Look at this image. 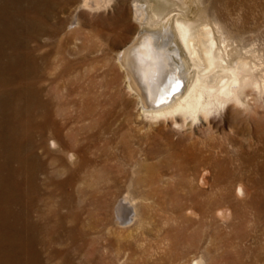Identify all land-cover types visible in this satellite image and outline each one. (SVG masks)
<instances>
[{
    "label": "bare ground",
    "instance_id": "bare-ground-1",
    "mask_svg": "<svg viewBox=\"0 0 264 264\" xmlns=\"http://www.w3.org/2000/svg\"><path fill=\"white\" fill-rule=\"evenodd\" d=\"M74 1L0 0V264H96V262L97 264H130L131 261L135 264H182L179 260H185L190 250L197 249L200 245L199 240L197 241L195 237V240L189 241L187 244L184 243L186 251L176 252L175 245L179 243L178 240H174L175 237L172 236L174 237L172 238L166 232L162 233L163 230L162 232L157 231L153 224V226L144 224L147 220L142 219L138 211V206L141 204L139 203L137 206V202L131 199L129 192L120 198L117 201L118 203L116 202L117 205L116 203L114 205L115 223L118 226H128L129 235L116 239L105 232L106 227L113 222L109 218L110 216L101 217L99 220L96 219V221H87L84 217L88 207L82 206L80 202L84 189L82 190V187L77 186V184L86 176L85 174L83 178V169L87 171L91 167L93 168L94 165H98L95 160L96 157L94 159L92 156V146L95 143L94 139H96L91 132L92 123H81L82 120L85 121L86 116L84 114L86 113L83 115L81 113L74 117L75 122L73 121V124H70L69 119L66 117H64L63 121L55 117V107L57 104H61L62 98L60 101L57 100L54 93L56 91L64 92V88L74 85L76 81V84L81 82L76 76H72V73L79 68V48H73L70 45L71 38L63 36L67 13L74 5ZM113 1L80 0L71 24L75 22L79 24V11L81 8L90 10L107 9L112 5ZM133 1L135 17L140 26L137 27L139 29L135 37L132 40L130 39L131 41L123 47L120 54L118 53V58L122 69H124L123 72L126 74L128 87L140 96V114L150 122V125L155 130L160 131V134L161 132L165 133L168 142L177 145L181 140L173 136L174 130L189 134L194 132L195 129L201 131L206 128L211 130L220 126L225 128L227 123L230 124L232 129L236 130L240 126L244 128H251V126L261 128L264 120V48L256 41L255 31L261 28L262 25L251 26L245 20V22L235 23L234 26L230 27L226 22L222 23L218 19V21L212 19L211 14H208L207 8L202 7L200 0ZM83 46L84 44L81 43L80 48ZM171 60L178 66V71ZM179 78H181L182 82L179 81ZM181 83L182 88L179 89ZM63 100L65 99L63 98ZM69 101L67 102L69 103ZM79 101L76 99L73 105H77ZM67 102L65 104H68ZM95 118L97 119V117ZM99 121L101 120L99 119ZM94 124L96 123L94 122ZM138 130L141 131V127ZM158 131L156 132L158 133ZM137 132L138 139L136 138V142L140 148L139 150L143 151L146 149L147 156L150 155V153H153V147L150 146L149 150V147L145 145L146 148L144 146L145 143L149 144L148 138L146 139L144 132L143 134L139 131ZM148 132L150 133V131ZM128 146L130 147L128 144L123 148L128 150L127 155H132L134 151ZM226 147L223 142L213 147V150L220 155L227 152ZM23 148L25 149L24 153ZM183 150L185 149L183 148ZM263 151L260 154L262 157H264ZM135 152L137 153V151ZM127 155H124L125 158L123 159H127ZM25 159L27 164L24 162ZM207 162L204 164L207 165ZM141 163L138 160L136 166ZM116 164L118 165V163ZM19 166L23 168L20 169ZM27 167L28 181L26 180L27 192L25 191L26 203L24 206L22 198L17 191L22 189L20 186V175L23 169ZM112 168L118 169V172L121 175L123 173L122 176H124V167L116 166ZM139 168L142 170V167L139 166ZM195 172L197 174L196 170ZM121 178L115 174L112 180L113 183L111 184L110 182L109 187L112 189L117 187L118 183L125 177L122 180ZM133 180L131 179L130 184H132ZM218 181H215V183ZM137 182L139 181L137 180ZM14 183L17 185H14ZM99 188L101 189V186ZM177 188L179 189V187ZM187 188L189 189V187ZM118 189L120 190L121 188L119 187ZM119 190L116 188V194ZM114 193L111 192V196H107L110 199L106 198L109 200V204ZM203 193L201 192V194ZM143 197L146 200L150 199L153 197L152 191L144 193ZM12 205L15 207L12 208ZM147 207L149 208V205ZM217 207L219 206L217 205ZM158 209L160 210V208ZM150 221L148 220V222ZM194 223L189 222L190 226L187 229L194 227ZM170 224H173V222ZM195 226L197 227V225ZM199 229L201 230V227ZM200 234H203V232ZM209 249L211 248L209 247ZM95 251L99 252V254L97 253L99 255L98 260H93L90 257V253L93 254ZM192 261L193 264H206L204 255L194 257Z\"/></svg>",
    "mask_w": 264,
    "mask_h": 264
},
{
    "label": "rangeland",
    "instance_id": "rangeland-1",
    "mask_svg": "<svg viewBox=\"0 0 264 264\" xmlns=\"http://www.w3.org/2000/svg\"><path fill=\"white\" fill-rule=\"evenodd\" d=\"M224 1L223 0H214V1L213 0H200V3L202 5V7L207 8L208 14L209 15L211 14L210 16L212 19H215L216 21L219 20V22H222V23L226 22V24L227 25L229 24L230 27L234 26L235 23H242L243 21L245 22V20H246V23L248 25H251V26L252 25H262L261 28L257 29L258 31L257 30L255 31L256 35L255 34L254 35H255V37L257 36L256 41H258L260 46L264 48V31H263L264 30V0H238V1L237 0H224ZM79 2H80V0H75L74 5L69 9V11L67 13V19H66L65 25H64L63 36H68L69 38H71L70 45L73 48H79V55H80L79 68L76 72L72 73V76L73 77L76 76V78H78L79 81H81V82L76 84V82H77L76 81L74 83V85H71L69 87L64 88V92H61V91L57 92L56 91L54 93L57 100L60 101L62 98V100L60 101L61 104L56 105V107H58V105H59V107L58 108L55 107V110H56L55 114L56 115L55 114L54 115H55L56 119H58L60 121H63L64 117H66L67 119H69L70 124H73L75 122L74 117H77L81 113H82V115L84 113H86V114H84L86 116L85 121L82 120L81 123L82 122H88L90 124L92 123L91 124L92 125L91 132H92V135H95V138H96V139H94L95 143L92 146V156L94 159L96 157L95 160L97 161L98 165H96V166L94 165L93 168L91 167V169H88L87 171L85 169H83V171H85V173H83V171H82L83 178H84L85 174H86V176L81 182L78 183L79 185L77 184V186L82 187V190L84 189L82 192V194L83 193L84 194L81 196L82 198L80 199L82 206H84V207L86 206V208L88 207L90 209L89 210L87 208L88 211L86 213H84V217L86 218V220L87 221H96V219L99 220L101 217H106V216L109 217L110 216L109 218H111L113 220V222H111V224H109L106 227L105 232H107L109 235H111L112 238L115 237L116 239H118L120 237L123 238V236L125 237V236L129 235L130 230H129L128 226H121V225L118 226V224L115 223V219H114L115 218V211H114L115 203L120 198H122L123 196H125L129 192V195H131L130 196L131 199L133 201L137 202L136 205L138 206L139 203L141 204L139 206L142 208H140L138 206V209H139L138 211L141 214V215L139 214L140 217H142V219H144L145 221L147 220L144 224H146V225L151 224V226L154 225V227H156L157 231L162 232V230H163L162 233L166 232V234H168L169 236H171V237L174 236L175 238L172 237V238H174V240H176V239L178 240L179 243H177V245H175L176 246L175 251L177 250L176 252L186 251L187 249L184 246L185 244L189 243V241L195 240L196 238H197V241L199 240V243H200L199 247L197 249L190 250L189 253L187 254V257H185V260L184 259L179 260V262H181L182 264H193L192 258L198 257V256L200 257L203 255H204V259L206 261V264H210V262H212L211 264H221V263L222 264L223 263H225V264H231V263L232 264H234V263L235 264H264V157H262L260 155L261 152L263 151V148H264V130H262V129H264V120L262 122L261 128H255L252 126H251V128H247V127L244 128L243 126H240L236 130V129H232L230 124L227 123L225 125V128L223 126H220V127H215L211 130L206 128V129L201 130V131L198 129H195L194 132L189 133V134L188 133L187 134L180 133V132H177L174 130L173 136L176 138H180L179 140H181V141L179 143H177V145L170 144L168 142L166 134L163 132H161V134H160V131L155 130L150 125V122L147 119L143 118L142 115L140 114V112H141V108H140L141 105L139 104L140 103V96H138L136 93H134V91H132L128 87L126 74H125V72H123L124 69H122V66H121L119 58H118L119 54L123 50V47L135 37V34H136L137 30L139 29L137 27L140 26L139 23L137 22L138 20L135 17L134 1L133 0H114L112 5L109 8L102 9V10H90L88 8H81L79 11V18H80L79 24H77V22L71 24V21L73 20V16H74L75 11H76V7L79 4ZM204 2H205V4H204ZM223 4H225V5H223ZM225 19H226V21H225ZM262 31H263V33H262ZM81 43H83L84 46L80 48ZM72 57H74V56L72 55ZM83 82H84V84H83ZM89 82H91V83H89ZM86 83H88V84H86ZM77 85H79V86H77ZM85 86H87V87H85ZM86 91L87 92L89 91V92L87 93ZM71 93H73V94H71ZM78 94H79V96H78ZM80 95H82V96H80ZM63 98L66 101L63 100ZM67 99H69L70 101ZM76 99H77V101H79V100L80 101L77 105L74 106L73 104H74V101ZM67 101H69V103ZM65 102H67L68 104H65ZM69 107H70L71 111L69 110ZM97 109L99 112L96 111ZM66 110L68 113H71V114H68L66 112ZM92 111H93V113H92ZM99 115H101V116H99ZM95 117H97V119ZM59 118H61V119H59ZM86 119H87V121H86ZM99 119L101 121H99ZM94 122L96 124H94ZM98 122H99V124H98ZM154 125H156V124H154ZM140 127H141V131L138 130V129H140ZM104 130H106V131H104ZM137 131H139L142 134L144 132L146 139L148 138L147 141L149 140V144L145 143L144 146L146 145L147 147H149L148 148L149 150L151 148L150 146L153 147V150H152L153 153H150V155H148V156L146 154L147 153L146 149L143 151L139 150L140 148L138 147V143L136 142V140L138 139V134H137L138 132ZM148 131H150V133ZM156 131H158L159 134ZM187 131H189V130H187ZM249 134H251V135H249ZM247 135L249 136L248 139H247V137H248ZM198 136H201V137H198ZM207 137H208V139H207ZM97 140H99V141H97ZM222 140H224V141H222ZM194 141H195V143H194ZM162 142H164V143H162ZM191 142H193V143H191ZM202 142L203 143L205 142V143L203 144ZM223 142L227 146L226 147L227 152L221 153L220 155H218V153H216L213 150V147H215L219 143H223ZM121 144H123V145H121ZM128 144L130 145V147L134 151V153L132 155L131 154L127 155L128 150L126 148H123V147H125V145H128ZM136 145H137V147H136ZM159 147H161V148H159ZM137 148H138V150H137ZM175 148H176V150H175ZM183 148L185 150H183ZM202 148H203V150H202ZM160 150H162V151H160ZM211 150H212V152H211ZM135 151H137V153ZM184 151L187 153H185ZM24 152H25V149L23 148V153ZM106 152H107V154H106ZM161 152H163V153H161ZM167 152H168V154H167ZM114 153H116V154H114ZM124 155H127V157H126L127 159H123V158H125ZM204 155H206V156H204ZM207 155H209V156H207ZM226 155L228 156V158ZM117 156H118V158H117ZM172 156H173V159H172ZM111 157H113V158L111 159ZM130 157H132V158H130ZM174 157H176V158H174ZM254 157H256V158H254ZM179 158H180V160H178ZM142 159H144L145 161ZM183 159H185V160H183ZM222 159H223V161L221 162ZM103 160L104 161L106 160V161L104 162ZM108 160H109V162H107ZM138 160L140 161V163L141 162L142 163L139 164L138 166H136V162ZM163 160L164 161L166 160V162H164ZM249 160H250V162H249ZM27 161H28V158H27ZM159 161H161V162H159ZM246 161H248V162H246ZM24 162H25V164H27L26 159L24 160ZM132 162H134L133 165H132ZM162 162L165 165H163ZM206 162L208 163L207 165L204 164ZM213 162H214V164H213ZM116 163H118V165ZM173 163H175V164H173ZM152 164H155V165H152ZM184 164H185V166H184ZM209 164H211V165H209ZM157 165H158V167H157ZM116 166H119L120 168L124 167L123 168L125 170L124 176H122L123 173L121 175L118 172L119 171L118 169L112 168V167H116ZM139 166L142 167V170H141V168H139ZM228 166H229V168H228ZM19 167H20V169L23 168L22 166H19ZM146 167H148V168H146ZM222 167H223V169H222ZM232 167L235 169V171H233L234 169ZM235 167H237V168H235ZM105 168H106V170H105ZM137 168H138V170H137ZM108 169L112 172H110ZM217 169H218V171H217ZM195 170L197 171V174H196ZM186 171H187V173H186ZM27 172H28V167L24 168L21 175H20V178H21V185L20 186L22 188V189H20L21 192L17 191L19 193L20 197L22 198L24 206L26 203V192H27L26 180L28 181ZM145 173H147V174H145ZM182 173H184V175H182ZM215 173H216V175H215ZM108 174H109V176H108ZM115 174L117 176H119V178L122 177L121 180L124 177L127 179L124 178L122 181L120 180L121 182L118 183L117 187H113V189H112L109 186H110V182H111V184L113 183L112 180H113V177L115 176ZM98 176H99V178H98ZM145 176H148V177H145ZM183 176H185V177H183ZM190 176H191V178H190ZM86 177H88V178H86ZM131 179L132 180L134 179L132 184H130ZM85 180H87V182H85ZM137 180L139 182H137ZM141 180H142V182H140ZM124 181H126L127 183ZM189 181H191V182H189ZM212 181L214 182V184ZM215 181H218L219 183L218 182L215 183ZM185 183H187V184H185ZM217 183H218V185H217ZM86 184H87V186H86ZM133 184H135V185H133ZM194 184H195V186H194ZM199 184H201V185H199ZM14 185H17V184L14 183ZM196 185H198L199 187ZM85 186H86V189H85ZM100 186H101V189L99 188ZM147 186H148V188H147ZM119 187L121 188L120 190L118 189ZM124 187H125V190H124ZM172 187H173V189H172ZM177 187H179V189ZM187 187H189V189ZM203 187H204V189H203ZM208 187H209V189H207ZM116 188H117V190H119L117 192V194H116ZM182 189L183 190L186 189V190L183 191ZM95 191L98 192L99 194L98 193L96 194ZM149 191H152L153 197H151L152 199L150 198V199L146 200L143 197V194L147 193ZM111 192H113V193L115 192V193L112 196L110 204H109V200H107V199H110V198L107 196L108 195L111 196V194H110ZM142 192H144V193H142ZM201 192L202 193L204 192L205 194L204 193L201 194ZM206 192H208V193L206 194ZM16 193H15V195H16ZM86 193H87V195H86ZM175 193H176V195H175ZM210 193H212V194H210ZM13 194H14V191H13ZM157 195H158V197H157ZM160 195H161V197H159ZM18 196H17V198H18ZM192 196H194V197L192 198ZM14 198H15V196H14ZM164 199L166 200V202ZM81 200H83V201H81ZM174 200H176V201H174ZM186 200H188V201L190 200V201L188 202ZM214 200H215V202H214ZM88 202H89V204H88ZM160 202H162L163 204ZM208 202H210V203H208ZM221 202L224 204H222ZM117 203H116V205H117ZM144 203H145V205H144ZM168 203H170V204L168 205ZM100 204H102V205H100ZM160 204H162V205H160ZM147 205H149V208L147 207ZM174 205H175V209H174ZM182 205H184V207H182ZM194 205H196V206H194ZM217 205L219 207H217ZM99 206L101 208L103 206V208L101 209ZM169 206L170 207L172 206V207L170 208ZM209 206H210V208H209ZM14 207L15 206L12 205V208H14ZM185 207H187V208H185ZM205 207H207V208H205ZM158 208H160L161 211ZM215 208H217V209H215ZM98 209H99V211H98ZM145 209H147V210H145ZM169 209H171V210L173 209V210L171 211ZM186 209H187V211H186ZM205 209L207 210L208 213L206 212ZM144 211H145V213H144ZM160 212L162 215L160 214ZM142 214H144V215H142ZM158 214H160V215H158ZM181 214H183L184 216ZM98 215H99V217H98ZM190 215H191V217H190ZM195 215H197V216H195ZM203 215H204V217H203ZM88 216H89V218H88ZM146 216H149L150 218L149 217L146 218ZM167 218H169L168 221H167ZM207 218H208V220H207ZM215 219H216V221H215ZM148 220H151L150 222H153V221L154 222L150 223V222H148ZM193 221L196 223H194ZM172 222H173V224H170ZM189 222L194 223V225H193L194 227H191V228L189 227L190 231H189V228L187 229V227L190 226ZM155 224H157V225H155ZM183 224H185V225H183ZM203 224H204V226H203ZM163 225H165V226H163ZM176 225H177V227H176ZM195 225H197V227ZM110 227H112V228H110ZM200 227H201V230L199 229ZM181 228H182V230H181ZM207 228H208V231H207ZM173 230L174 231L177 230V231L174 233ZM128 231H129V233H128ZM202 232L204 235L200 234ZM207 232H209L210 234L209 233L207 234ZM123 233H124V235H123ZM194 234H196V235H194ZM181 239H183V240H181ZM179 240H181V241H179ZM209 247L211 249H209ZM94 253L93 254L90 253V257L93 260H95V259L98 260L99 252L95 251ZM96 264H97V262H96ZM130 264H135V263L131 261Z\"/></svg>",
    "mask_w": 264,
    "mask_h": 264
},
{
    "label": "water",
    "instance_id": "water-1",
    "mask_svg": "<svg viewBox=\"0 0 264 264\" xmlns=\"http://www.w3.org/2000/svg\"><path fill=\"white\" fill-rule=\"evenodd\" d=\"M171 62L173 63L174 67H175V68L177 69V71H178V66L174 63V61L171 60ZM179 81L182 82L181 78H179ZM179 87H180L179 89L182 88V83L180 84Z\"/></svg>",
    "mask_w": 264,
    "mask_h": 264
}]
</instances>
